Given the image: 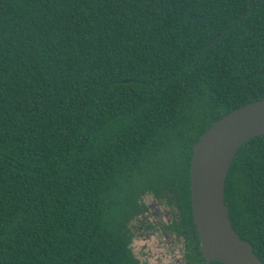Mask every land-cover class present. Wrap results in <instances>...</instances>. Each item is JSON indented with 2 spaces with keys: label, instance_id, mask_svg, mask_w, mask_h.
<instances>
[{
  "label": "trees",
  "instance_id": "1",
  "mask_svg": "<svg viewBox=\"0 0 264 264\" xmlns=\"http://www.w3.org/2000/svg\"><path fill=\"white\" fill-rule=\"evenodd\" d=\"M262 97L264 0H0V264H141V190L190 207L195 144ZM226 202L264 264V134Z\"/></svg>",
  "mask_w": 264,
  "mask_h": 264
},
{
  "label": "water",
  "instance_id": "2",
  "mask_svg": "<svg viewBox=\"0 0 264 264\" xmlns=\"http://www.w3.org/2000/svg\"><path fill=\"white\" fill-rule=\"evenodd\" d=\"M264 134V97L216 119L193 148L190 164L192 211L207 264H263L253 244L233 225L226 181L240 147Z\"/></svg>",
  "mask_w": 264,
  "mask_h": 264
},
{
  "label": "flooded vegetation",
  "instance_id": "3",
  "mask_svg": "<svg viewBox=\"0 0 264 264\" xmlns=\"http://www.w3.org/2000/svg\"><path fill=\"white\" fill-rule=\"evenodd\" d=\"M182 194L172 190L169 186L157 194L152 186L141 190L138 196L141 211L129 221L133 230L132 248L133 240L136 238L144 241L156 238L164 239V244L171 245L173 250L179 246L182 248V257L175 258L177 264H203V261L198 257L200 256V240L198 244L195 234V232L198 234V231L192 211L191 191V206L188 208L185 205L186 195ZM147 197H151L153 200L147 201ZM144 244L147 246L150 243L144 242ZM166 250L170 253L173 252L169 247ZM161 258L163 259V256ZM140 263L147 264L141 260Z\"/></svg>",
  "mask_w": 264,
  "mask_h": 264
},
{
  "label": "rangeland",
  "instance_id": "4",
  "mask_svg": "<svg viewBox=\"0 0 264 264\" xmlns=\"http://www.w3.org/2000/svg\"><path fill=\"white\" fill-rule=\"evenodd\" d=\"M152 201L151 197H147V201ZM144 242L150 243L145 246ZM164 239L159 240L150 239L148 241H144L142 239L136 238L133 240V249L135 255L144 263L147 264H177L175 262L176 257H182V248L176 247V249H172L171 245L164 244ZM169 247L173 252L166 250ZM166 248V249H165ZM165 249V250H164ZM163 256V259L161 258ZM148 259V260H147Z\"/></svg>",
  "mask_w": 264,
  "mask_h": 264
}]
</instances>
